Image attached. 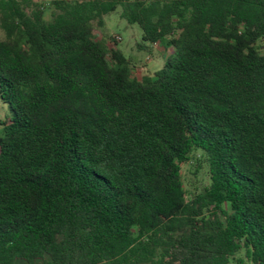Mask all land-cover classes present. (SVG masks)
<instances>
[{"label": "trees", "instance_id": "obj_1", "mask_svg": "<svg viewBox=\"0 0 264 264\" xmlns=\"http://www.w3.org/2000/svg\"><path fill=\"white\" fill-rule=\"evenodd\" d=\"M44 1L0 0V264H264V0Z\"/></svg>", "mask_w": 264, "mask_h": 264}, {"label": "rangeland", "instance_id": "obj_2", "mask_svg": "<svg viewBox=\"0 0 264 264\" xmlns=\"http://www.w3.org/2000/svg\"><path fill=\"white\" fill-rule=\"evenodd\" d=\"M45 0L44 2H48ZM119 9L104 17V26L98 28L96 38L107 47L118 49L130 62L131 74L135 77L143 75L152 76L163 66L167 53L175 50V47L167 45L165 41L157 45H148L146 49H140L137 44L141 41V30L136 24H129L124 18L119 16ZM51 9H46L45 18L49 19ZM4 37V32L0 28V38ZM119 37L120 39H118ZM115 41V43H114ZM165 47L167 51H165ZM264 51V47L262 48ZM109 59V55L107 56ZM10 117V110L6 103L0 99V137L3 136L2 122ZM182 175L185 187L188 189H200L208 184V172L203 165L197 171L191 161L182 166ZM15 264H26L23 260H17ZM234 264V262L232 263ZM251 264V263H246Z\"/></svg>", "mask_w": 264, "mask_h": 264}, {"label": "built area", "instance_id": "obj_3", "mask_svg": "<svg viewBox=\"0 0 264 264\" xmlns=\"http://www.w3.org/2000/svg\"><path fill=\"white\" fill-rule=\"evenodd\" d=\"M118 39H120L119 37H117Z\"/></svg>", "mask_w": 264, "mask_h": 264}, {"label": "crops", "instance_id": "obj_4", "mask_svg": "<svg viewBox=\"0 0 264 264\" xmlns=\"http://www.w3.org/2000/svg\"><path fill=\"white\" fill-rule=\"evenodd\" d=\"M154 45H157V44H154Z\"/></svg>", "mask_w": 264, "mask_h": 264}]
</instances>
